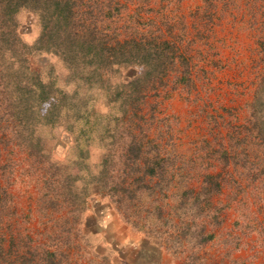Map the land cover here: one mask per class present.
Here are the masks:
<instances>
[{"label": "rangeland", "instance_id": "rangeland-1", "mask_svg": "<svg viewBox=\"0 0 264 264\" xmlns=\"http://www.w3.org/2000/svg\"><path fill=\"white\" fill-rule=\"evenodd\" d=\"M213 1L111 0V6H124L120 19L110 24L117 27L118 39L133 35L137 41L149 42L150 61L116 65L110 84L87 98L92 103L89 126L95 132L88 157L80 154L84 163L79 171L96 170L112 150L108 151L109 140L113 147L114 141L125 145L128 133L144 145L156 144L161 154L174 156L175 166L166 172L178 168L185 179L181 186L196 191L205 176L220 183L219 192L210 199L222 207L220 223L208 228L213 238L202 250L204 264L231 260L264 264V147L248 131L254 115L264 128V90L260 93L258 87L264 79V0ZM107 16L103 19L110 22ZM18 20L21 39L32 43L39 24L29 14ZM27 58L43 81L60 83L69 73L54 53L33 51ZM81 87L67 84L60 89L70 91V98L59 122L34 130L47 159L65 173L75 168L72 162L79 153L67 132L78 131L69 125L78 118ZM254 102L257 113L252 115ZM7 131L0 129V191L6 194L1 229L44 241V229H60L63 218L59 212L45 217L38 211L35 177L27 171L25 153L7 142ZM112 134L114 139L109 137ZM91 200L79 221L95 237L99 254L105 240L120 250L118 258L130 264H180L179 258L131 232L98 196ZM69 254L63 264H86L87 257L79 258L72 249Z\"/></svg>", "mask_w": 264, "mask_h": 264}, {"label": "trees", "instance_id": "trees-1", "mask_svg": "<svg viewBox=\"0 0 264 264\" xmlns=\"http://www.w3.org/2000/svg\"><path fill=\"white\" fill-rule=\"evenodd\" d=\"M108 1L0 0V129L8 130L7 142L25 153L27 171L35 177L38 211L45 217L59 212L63 218L60 229L45 228L44 241H34L28 235L2 230L0 215V264H63L69 259L70 249L79 258L87 257L86 264H130L118 258L120 250L105 240L99 254L95 237L82 228L84 222L79 218L88 210L87 200L92 203L93 196L103 200L112 216L131 232L157 250L179 258L180 264L205 262L202 250L213 238L209 229L220 223L218 212L222 208L210 201L220 189L215 177L205 176L196 191L181 186L180 181L185 179L178 168L166 172L170 165L175 166L174 156L161 154L156 144L144 145L129 133L125 145L114 141L113 147L109 140L108 151L112 150L98 162L96 170H86L85 174L79 171L84 163L80 154L88 157L95 132L89 126L92 103L88 104L87 98L104 90L105 83L110 84L116 65L150 61L149 42L141 38L137 41L133 35L118 39L117 27L110 24L120 19L124 6H111ZM22 14L32 15L39 24V35L32 43L21 39L18 19ZM101 14L108 15L110 22ZM33 51L54 53L63 60L69 72L63 82L43 81L30 69L27 56ZM67 84L82 86L83 96L77 101L81 105L78 118L69 125L78 127V131L67 132L71 146L79 153L72 162L75 168L65 173L47 159L34 130L59 122L60 111L70 98V91H60ZM258 87L261 93L264 79ZM255 106L254 102L252 115L257 113ZM248 123V131L264 147V128L258 116H252ZM114 135L109 137L114 139ZM5 198L1 190L0 211ZM229 264L242 263L231 260Z\"/></svg>", "mask_w": 264, "mask_h": 264}]
</instances>
